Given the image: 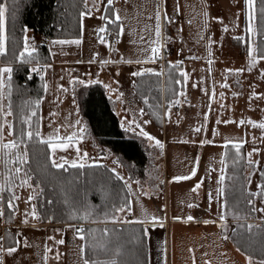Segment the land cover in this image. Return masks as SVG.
<instances>
[{"label":"rangeland","instance_id":"rangeland-1","mask_svg":"<svg viewBox=\"0 0 264 264\" xmlns=\"http://www.w3.org/2000/svg\"><path fill=\"white\" fill-rule=\"evenodd\" d=\"M101 1L88 0L87 9L90 7L92 12L82 18V36L75 38L80 39L81 44L51 43L55 40L75 39L47 40L52 59L63 65L51 64L45 67L44 79L41 81L42 96L36 99L40 100V132L42 119V137L47 139L49 136H59L64 139L73 134L76 136L71 142L63 140L69 144L68 148L57 149L54 156L51 153L52 159L59 162L58 155H61L63 160L68 161L67 164L74 160L77 163H106L124 177L123 181L131 196V211L126 209L125 212L117 213L118 221L110 216L88 220L119 224L130 222L127 221V214L133 218L135 213L136 217H145L148 223L161 222L163 231L151 227L149 231L152 238L155 234H161L156 243L157 257L152 258L153 264H249V257L236 248L230 234L238 220L257 225L264 221V211H259L264 209V193L253 195L252 207L257 210L250 211L249 215L246 214L249 211L247 208L244 211L230 209L225 215L222 192L218 194V190L222 189L220 176L226 143H240L246 161H253L245 169L247 190L252 193L260 192L258 185L264 178L261 176L264 172V128L259 127L264 123V58L258 56L256 51L253 52L256 63L249 70L248 54L250 47L256 49L255 20L249 18L250 12L254 14L255 3L253 9H249L246 0H168L172 6L166 8V0H113L121 18L123 32L117 36L115 31L118 28L113 29L115 40L112 41L108 39L107 30L105 36L108 41L101 44L98 39V29L103 27L99 14ZM219 3L222 4L221 10L217 7ZM164 7L165 12L170 11V17L163 14ZM158 10L161 16L159 38L155 35V16ZM163 17L171 23L173 29L168 33L169 36L165 33L166 28L163 31L161 29ZM250 26L252 32L248 31ZM238 37H242L239 42L236 41ZM34 40L36 41L35 38ZM160 41L165 57L184 62L187 88L184 87L185 91L180 92L169 106L161 104V112L156 106L154 111L151 109L148 113L143 109L135 91L128 92L131 90L132 79L136 77L132 75L133 72L145 69L153 71V66L148 61L152 60L149 58L153 47H159V53L161 52ZM109 46L114 51L111 64H104L102 62L108 58ZM50 53L47 63H51ZM3 66L8 65L0 64V67ZM37 73L40 77L43 75L39 71ZM78 80L85 83L79 84ZM89 80L100 81L97 84L103 87L110 100L120 127L124 131L125 128L129 129L125 133L135 135L141 141L147 156L141 174L131 167V162L119 157L99 139L91 137L92 132L87 127L77 100V88L87 85ZM44 84H47V90L44 89ZM120 84L126 91L124 90V96L118 97ZM225 84L228 86L223 87ZM7 98L5 93V112L8 110ZM137 100L143 114L135 111V106H140ZM11 120V115L0 119V124L4 125L2 139L5 143L13 139L10 135L12 128L9 127ZM77 120L81 123L77 124ZM146 120L150 122L144 124ZM241 121L244 123L241 124ZM136 124L158 139L163 144V149L156 146L154 140L149 141L140 136ZM198 128L200 131H196ZM81 129L86 131L81 132ZM24 147L25 145H21L22 149ZM89 150L92 152L84 157V153ZM2 156L0 153V182L4 180L6 173ZM21 167V173L13 174L12 191L19 198L12 201L15 205L11 209L14 213L13 222L6 224L0 216V238L3 228L8 226L16 234L15 238L19 243L12 245L17 251L11 256L4 254L3 260L4 264H45L44 259L39 256V253H45L44 249H41V244L34 237L49 238L56 233H63L66 244H69L68 241L74 243L75 240L69 234L75 232V227H82L83 223L41 222L38 218H33L31 211L33 206L36 208L38 188L31 181V187L21 186V180L26 178L24 165ZM193 169L196 171L195 176H191ZM175 176L191 178L175 181ZM197 184L200 187L193 191ZM4 192L0 193V209L5 201ZM8 195L10 198L12 193L8 191ZM29 197L34 199L29 200ZM190 204L193 207H189ZM9 214L11 216V212ZM26 214L28 224L23 222ZM221 215L227 217L223 221L227 224L226 232L220 227ZM152 216L159 222L152 221ZM188 216H192L193 220L189 221ZM39 224L44 226L39 227ZM57 224L66 227H55ZM149 233L147 232V236ZM225 235L228 239H224ZM26 236L32 241L28 247L25 246ZM76 241L74 254L73 251L70 254L72 260L67 258L72 261L71 264H82L80 249L83 241L77 237ZM53 244L57 246V241H53ZM59 250L60 247H52L47 253L46 264H57L56 252ZM67 253V250L63 251L60 257L64 258ZM251 260L252 264L264 261L255 258ZM129 263L133 264L135 260ZM60 264L70 263L63 260Z\"/></svg>","mask_w":264,"mask_h":264},{"label":"trees","instance_id":"trees-1","mask_svg":"<svg viewBox=\"0 0 264 264\" xmlns=\"http://www.w3.org/2000/svg\"><path fill=\"white\" fill-rule=\"evenodd\" d=\"M6 2L9 12L6 14V41L5 54L0 56V64L11 65L15 71L12 79L11 120L12 137H19L21 129L28 130L25 117H32L33 129L37 124L40 130V108L35 101L42 96L41 77L31 71L36 65L20 66L15 60L23 49V28H27L30 46L37 48V55L41 63L49 62V50L45 43L35 41V36L46 39H75L82 33L81 12H85L84 0H1ZM254 17L256 30V52L264 56V0H254ZM88 10V9H87ZM15 12V18L12 13ZM103 20L106 31L117 29L116 24L110 23L115 19L112 5L108 4L103 10ZM239 38V39H238ZM236 38L241 41L242 37ZM183 65L180 61H165L163 75L160 72H147L137 76L134 91L148 113L161 104L169 106L175 97L184 90ZM159 73V75H157ZM179 81V83H177ZM147 99V103H145ZM77 100L81 114L91 130L92 136L109 146L119 157L131 162L139 174L146 163V154L141 141L135 135L126 134L120 127L116 113L110 100L100 84L81 85L77 88ZM9 103V97L7 98ZM155 110V109H154ZM153 110V111H154ZM25 139H27L25 137ZM40 138L27 141L28 162L24 165L25 173L31 177V182L38 188L35 198L38 220L54 223H83L86 230V241L83 246L95 243L105 245L106 248L86 247L84 259L89 261L107 260L114 256L117 248L120 254L115 256L118 264H148V241L145 224L140 222L102 224L91 220L71 219L70 214L83 215L90 211V219H99L101 216L112 218L116 216L115 208L127 204L130 208V192L123 180L116 178V172L105 163H85L84 168H72L64 165L63 169L55 168L51 164V149L40 143ZM236 143H226L223 148V171L225 176L222 185L223 211L225 215L230 209L244 211L247 208L249 215L253 209L248 203L252 191L247 190L245 174L246 161L244 149L241 146L239 153L234 147ZM263 170V168H262ZM133 173V171L131 170ZM134 174V173H133ZM264 178L261 179V184ZM2 218L6 224L13 222L12 210L8 208V190L4 192ZM249 206H246L247 204ZM127 209V208H126ZM11 212V216L9 214ZM8 213V216H7ZM106 217V216H105ZM227 219V217H225ZM98 221V220H95ZM246 221L238 220L230 234L236 248L251 258L264 259V221L259 225L251 223L253 228L248 229ZM107 229V233H105ZM16 234L3 228L2 238L5 246L14 245Z\"/></svg>","mask_w":264,"mask_h":264},{"label":"snow or ice","instance_id":"snow-or-ice-1","mask_svg":"<svg viewBox=\"0 0 264 264\" xmlns=\"http://www.w3.org/2000/svg\"><path fill=\"white\" fill-rule=\"evenodd\" d=\"M13 3L16 4L17 0H13ZM87 3L88 0H84V5H85V12H81L80 16L81 18H83L85 15L90 14V11L87 10ZM113 3V0H107V4L109 6H111ZM246 4L249 7V9H253L254 6V0H246ZM95 6V3L94 5ZM9 12V7L8 4L6 2L0 3V56L5 54L6 48H5V41H6V14ZM261 12L264 13V8L261 9ZM13 18H15V12L12 13ZM250 20L255 19L254 14L250 12V16H249ZM120 16L117 13H115V19L111 20L110 23L116 24L118 21H120ZM156 27H155V35L157 38H159L160 36V12L159 10L156 12ZM82 27V25H81ZM118 28H119V32L117 33V35L122 34L123 32V26L122 24H118ZM23 32L25 33L24 35V42H23V49L19 52L18 57H15V60L19 62V65L25 66V65H39L40 61L37 55V48L35 46H30L29 44V38L27 36V28H23L22 29ZM225 31H227V29H224ZM249 32H252L253 29L250 26L248 29ZM99 33H104L106 32V28L105 27H101L98 29ZM239 39V38H238ZM99 41L101 44L105 43V39L103 36L99 37ZM52 44H60V45H64V44H76L79 45L81 44V40L80 39H75V40H55L51 42ZM160 49L159 47H153L151 49L152 52V56L149 59L154 60L155 58H157L158 53H159ZM256 49L254 48H249L248 49V54L250 57L249 60V70H251V67L254 66V64L256 63V59L253 56V52H255ZM262 58H264V56H262ZM139 62V61H138ZM102 63L106 64L108 63V61H103ZM46 66H33L31 68V71L33 72H41L43 73L45 70ZM15 69L11 66H3L0 67V119L6 117V116H10L13 115L12 110H11V92H12V79H13V73H14ZM231 71V70H229ZM240 71V70H238ZM146 72H152V69H145L142 71H137V72H133L132 75L133 76H143ZM159 75V73L157 74ZM181 75L187 79V75L186 73H181ZM41 79H44V76L41 75ZM77 83L79 84H84L85 81L83 80H78ZM88 84H93V83H100L99 80H89L87 82ZM177 83H179V81H177ZM223 87H227L228 85H222ZM44 89L47 90V84L43 85ZM107 87V85L105 86ZM5 93H7L8 97H9V103H8V110L7 112L4 111V105H3V99L5 96ZM122 95V94H121ZM181 95H183V93H181ZM147 99H145V103H147ZM36 107H39L40 104V100H36L35 102ZM178 103V102H177ZM141 114H143V109L140 110ZM37 113L35 111H33L31 113V116H27L25 117V123L28 124V130H24L21 129V133L19 138H16L15 136L13 137V139L9 140L8 142H4L2 137H3V124H0V153L3 154L2 159H3V163L4 166L6 168V173L4 174V180L2 182H0V193L4 192L5 190H8L9 192L12 193L11 197L9 198L8 201V208L12 209L15 208V205L13 204V200L19 199L15 193L12 191V185H13V174H19L22 171V167L23 165H26L28 162V150H27V141L33 140L34 138H40L42 136L40 130H39V126L37 124L36 128L33 129V123H32V117L36 116ZM150 121H144V124L149 123ZM5 123H7V121L5 120ZM77 124H80L81 122L79 120L76 121ZM133 123H135V121H133ZM241 124L244 123V121L240 122ZM249 123H254L252 121H249ZM123 127V125H121ZM255 126V125H254ZM11 128V126H9ZM136 127L139 128V135L146 138L149 141H155V145L158 146L159 148L163 149V144L156 139L154 136H152L150 133H148L147 131H145L143 129V127H141L139 124H136ZM259 127L264 128V123L260 124ZM129 129L125 128V131H128ZM81 132L86 131V129H81ZM196 131H200V129H196ZM10 135H12V132H10ZM25 137L27 139H25ZM76 139L75 134L68 136L67 140L69 142L73 141ZM40 143L46 144L48 148L51 149V153L52 156L55 155L57 149H67L69 144L63 142V140L59 137H52L49 136L48 139L44 140V139H40L39 141ZM21 145H25V147L22 149ZM235 149L237 150V153H239V149L241 148V144L240 143H236L234 144ZM77 152H79V149H77ZM251 156V153H249V157ZM84 157H87V153H84ZM61 159H64L63 157ZM68 163V161L65 159L63 163L58 162L56 159H51V164L53 167L55 168H59V169H63L64 165ZM223 163V161H222ZM253 163V161H251V159H249V165H251ZM12 167H9V166ZM71 167L72 168H84L85 167V163L84 162H80L77 163L75 160L71 162ZM13 168H14V173H13ZM113 172H115L116 170L113 169ZM196 175V171L195 169L192 170L191 172V176H195ZM191 176H175L173 177V179L175 181H183V180H188L191 178ZM261 176L264 177V172L261 173ZM25 179L21 180V186L23 185H28L29 187H31V184L29 183V181L31 180V177L27 175V173H25ZM116 178L123 180L124 177L120 176L119 173H116ZM225 179V176L222 174L220 176V181L223 182V180ZM127 183V182H126ZM250 183V180H249ZM200 187V184H197L195 186V188L193 189V191H195L196 189H198ZM258 188L260 189V192L257 193H251V195H261L262 193H264V183L258 185ZM223 189H219L218 190V194L219 192H222ZM145 195H147V193H144ZM34 199V197H29V200ZM211 199V197H210ZM249 204H252V200L249 199L248 200ZM189 207H193V205H189ZM129 210L130 208H128V205H122L119 208H115V212H125V210ZM257 209H255L253 207L252 211H256ZM259 211H264V209H259ZM4 212L2 209H0V216H3ZM92 215V213L90 211L85 210L83 215H77L75 212L70 214V218L71 219H81V220H88L90 218V216ZM108 214L105 213V216H107ZM31 216L33 218H38L37 217V212H36V208L35 206H33L32 211H31ZM113 220L118 221V217L113 215L112 216ZM157 218L155 216L151 217L152 221H155ZM187 219L189 221L193 220L192 216H188ZM220 220L222 221V223L220 224V227L222 229H225V232L227 231V224L223 221H225V215H221L220 216ZM25 224L28 223V219H27V214L25 217V220L23 221ZM147 221H140V223H146ZM204 223H209V221H204ZM248 229L251 230L253 228V225L249 224L247 225ZM105 233H107V229L104 230ZM75 233L77 235H79L80 240L82 241H86V230L83 227H75ZM146 234V233H145ZM49 239H54L53 237H49ZM224 239H228V236L225 235ZM0 240H3V238H0ZM14 243L18 244L19 241H14ZM57 243L59 244H63L64 241L60 240ZM25 246H27V241H25ZM86 247H92L93 250H95L97 247L99 248H106L105 245H97L95 243L89 245V244H85L83 247H81L80 251L81 253H83L85 251ZM17 251L16 247L13 246H9L7 248L4 247L3 243H0V264H4V260H3V255L7 254L9 256H11L13 253H15ZM51 249L45 247L44 252L45 255L43 257L45 264L48 260V255L47 253L50 252ZM120 254V249L117 248L114 252V256L111 259H107V260H94V261H89L87 258H85L83 260V264H118V260L115 258V256H118ZM249 260V264H252V260L251 257L248 258ZM260 264H264V261H261Z\"/></svg>","mask_w":264,"mask_h":264},{"label":"crops","instance_id":"crops-1","mask_svg":"<svg viewBox=\"0 0 264 264\" xmlns=\"http://www.w3.org/2000/svg\"><path fill=\"white\" fill-rule=\"evenodd\" d=\"M219 1V0H218ZM220 2V1H219ZM166 8L169 6H172V4H171V1H169L168 2V0H166ZM101 8H100V13L99 14H101V19H102V21H103V27H105V23H104V20H103V10H104V8H105V6L107 5V0H102L101 1ZM228 4V3H227ZM221 6H222V4L221 3H219V4H217V7H218V9L219 10H221ZM89 7V6H88ZM112 7H113V11H114V16H115V13H117V6L115 5V4H113L112 3ZM163 10V14L165 15V14H167L169 17H170V11H168V12H165L166 11V9H165V7L162 9ZM89 11H90V14H91V12H92V9L89 7ZM119 24H120V21H119ZM163 24L165 25L164 27H163ZM163 28H166V30H164V32L166 33V35H168V33L171 31V30H173V29H171L172 28V26H171V23L170 22H168L164 17H163V21H162V31H163ZM116 33H118L119 32V28L117 29V31H115ZM82 33H83V28H82ZM170 35V34H169ZM168 35V36H169ZM81 36H82V34H81ZM80 36V37H81ZM100 36H103L104 37V39L106 40V41H108V39H107V36H105V32L104 33H99L98 34V39H99V37ZM118 36V35H117ZM79 37V38H80ZM35 39H36V41H40V42H43V43H45L46 45H47V40L48 39H46V38H43V37H40V36H35ZM111 45H113V44H111ZM47 47H48V45H47ZM110 47V46H109ZM160 48H161V52L158 54V56H157V58H155L154 60H150V61H148L150 64H152V66H153V71L152 72H160L161 73V75H163V65H164V62L165 61H168V60H170V61H175L174 60V58H169V56L168 57H165V52H164V50H163V45H162V42L160 41ZM48 50H49V48H48ZM49 53H50V51H49ZM94 53H95V51H94ZM113 53H114V51L111 49V47L109 48V51H107V57L108 58H106V61H108V63L109 64H111L110 62H111V57H112V55H113ZM168 54H170V52L168 53ZM50 55H51V53H50ZM179 61V60H178ZM61 62H64V61H61ZM180 62H182V60L180 61ZM51 64H53V65H63L62 63H60V62H57V61H54L53 59H52V55H51V63H45V64H43V63H41V65H38V66H49V65H51ZM5 65V64H4ZM182 65H183V73H184V62H182ZM46 69V68H45ZM147 73V72H146ZM43 76H44V72H43ZM136 78H137V76L134 78V79H132V85H131V87H130V89L131 90H129V92L128 93H131V91H133L134 92V85H135V80H136ZM60 84H61V82H60ZM122 84L124 85V83L122 82ZM122 84H120L119 85V89L117 90V96L118 97H121V96H124L123 95V93H124V90H125V87L122 85ZM184 85H185V89L187 88V85H186V83H185V78H184ZM185 89H184V91H185ZM126 91V90H125ZM122 94V95H121ZM111 96H113V93L111 94ZM138 101V100H137ZM138 104L140 105V103H139V101H138ZM139 109V110H137V108ZM140 110H141V105L140 106H135V111H137V112H140ZM41 118H42V115H41ZM43 129H44V126H43V122H42V119H41V134H43ZM88 135V134H87ZM91 136V135H90ZM42 137V136H41ZM91 137H93V138H95L94 136H91ZM42 139H44V140H46V138H44V137H42ZM48 139V138H47ZM62 140H67V138H64V139H62ZM87 143H89V142H87ZM92 152V150H89V151H86L85 153H87V154H90ZM58 160H59V162L60 163H63L64 162V160L62 159L61 160V155H58ZM106 164V163H105ZM65 165H68L67 163L65 164ZM69 165H71V164H69ZM108 165V164H107ZM109 166V165H108ZM110 167V166H109ZM112 168V167H111ZM116 172V171H115ZM130 204H131V202H130ZM131 209H132V206H131ZM131 209H130V211H131ZM127 216H129V219L127 220V221H130V222H140V221H147V219L145 218V217H136V214L134 213V217L132 218L131 217V215H129V214H127ZM125 217V216H124ZM157 221V220H156ZM157 222H159V221H157ZM164 222V221H163ZM160 223V224H159ZM159 223H155V224H152V223H148V222H146V223H144L145 224V230H146V234H147V232L149 233V231H150V227L152 228V229H155V230H162L163 231V229H162V227L160 226L161 225V222H159ZM28 224V223H27ZM30 225V224H29ZM40 226L39 227H42V226H44L43 224H39ZM59 226V224H57L55 227H58ZM28 227V226H27ZM59 227H66L65 225H62V226H59ZM157 232V231H156ZM156 232H154V234L156 233ZM70 235V237L73 239V240H75V242L74 243H72V241H68V243L69 244H66V241H64V238L66 237L65 236V234L63 235V233H56L54 236H53V238L54 239H49L48 238V236H42V238H38L37 236L36 237H34L35 239L34 240H36L37 242H39L40 244H41V246H42V248L41 249H45V247H47V248H49V249H52V247H60V250L59 251H61L60 253H59V251H57L56 252V254L58 255L57 257H58V261H56V263L57 264H60L63 260H66V261H68L70 264L72 263V261L70 262V260H69V258H67V257H70V254H71V252L73 251V254H74V249H76V247H77V241H76V237H77V239H79V235H77L75 232H72V234H69ZM155 237H153L152 238V235H150V233H149V235L147 236V241H148V264H153V262H154V259H152V258H155V257H157V255H156V253H155V251L157 250L156 249V243H157V241L158 240H160V236H161V234L158 236V235H154ZM27 237V236H26ZM60 240H63L64 241V243L63 244H59V243H57V246H55L54 244H53V241H60ZM2 241V243H3V240H1ZM27 247L29 246V244L31 245V242H30V239H29V237H27ZM152 244H153V248H152ZM65 250H67L68 251V253L67 254H65L64 255V258H61L60 257V254L63 252V251H65ZM41 255V257L43 258L44 257V255H45V253L44 254H40L39 253V256ZM82 255H83V253H82ZM66 258V259H65ZM70 259L72 260V258L70 257ZM41 260V259H40ZM43 260V259H42ZM83 260H84V257H83ZM82 260V261H83ZM82 264H83V262H82Z\"/></svg>","mask_w":264,"mask_h":264},{"label":"built area","instance_id":"built-area-1","mask_svg":"<svg viewBox=\"0 0 264 264\" xmlns=\"http://www.w3.org/2000/svg\"><path fill=\"white\" fill-rule=\"evenodd\" d=\"M108 33H109L108 39L112 41L115 40V33L113 32V30L110 29Z\"/></svg>","mask_w":264,"mask_h":264}]
</instances>
